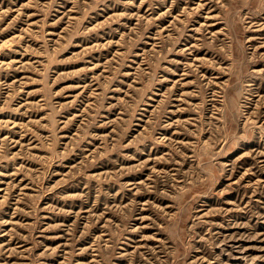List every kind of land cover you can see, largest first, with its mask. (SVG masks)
<instances>
[{"label":"rangeland","instance_id":"obj_1","mask_svg":"<svg viewBox=\"0 0 264 264\" xmlns=\"http://www.w3.org/2000/svg\"><path fill=\"white\" fill-rule=\"evenodd\" d=\"M0 264H264V0H0Z\"/></svg>","mask_w":264,"mask_h":264}]
</instances>
